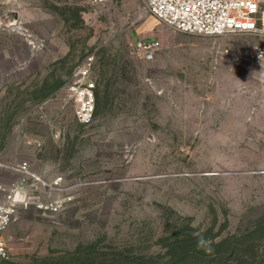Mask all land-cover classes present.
Listing matches in <instances>:
<instances>
[{
	"label": "rangeland",
	"instance_id": "1",
	"mask_svg": "<svg viewBox=\"0 0 264 264\" xmlns=\"http://www.w3.org/2000/svg\"><path fill=\"white\" fill-rule=\"evenodd\" d=\"M141 39L160 43L151 62ZM257 49L264 29L187 34L143 0H0V200L20 184L43 206L20 208L3 262L264 264ZM90 54L81 124L68 80Z\"/></svg>",
	"mask_w": 264,
	"mask_h": 264
},
{
	"label": "built area",
	"instance_id": "2",
	"mask_svg": "<svg viewBox=\"0 0 264 264\" xmlns=\"http://www.w3.org/2000/svg\"><path fill=\"white\" fill-rule=\"evenodd\" d=\"M108 0H91L94 6L104 5ZM146 13L164 26L194 35L221 36L226 34H257L264 29V0H143ZM156 40H139L132 52L146 61H153L159 50ZM254 58L264 60V51L257 49ZM95 57L90 54L72 69L68 80L75 114L81 124H90L95 115L97 87L93 79ZM25 167L18 168L20 172ZM37 204L20 194V184L3 191L0 200V264L8 259L9 249L5 233L20 208ZM51 207H58L51 204ZM49 208V207H48Z\"/></svg>",
	"mask_w": 264,
	"mask_h": 264
},
{
	"label": "crops",
	"instance_id": "3",
	"mask_svg": "<svg viewBox=\"0 0 264 264\" xmlns=\"http://www.w3.org/2000/svg\"><path fill=\"white\" fill-rule=\"evenodd\" d=\"M6 234V233H5Z\"/></svg>",
	"mask_w": 264,
	"mask_h": 264
}]
</instances>
